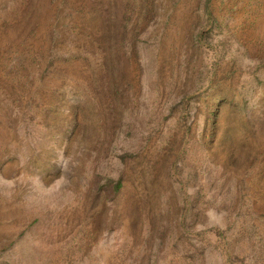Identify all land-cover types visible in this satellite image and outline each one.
<instances>
[{"label": "rangeland", "instance_id": "obj_1", "mask_svg": "<svg viewBox=\"0 0 264 264\" xmlns=\"http://www.w3.org/2000/svg\"><path fill=\"white\" fill-rule=\"evenodd\" d=\"M0 264H264V0H0Z\"/></svg>", "mask_w": 264, "mask_h": 264}, {"label": "trees", "instance_id": "obj_2", "mask_svg": "<svg viewBox=\"0 0 264 264\" xmlns=\"http://www.w3.org/2000/svg\"><path fill=\"white\" fill-rule=\"evenodd\" d=\"M121 185H122V180H119V182L117 183V188H120Z\"/></svg>", "mask_w": 264, "mask_h": 264}]
</instances>
